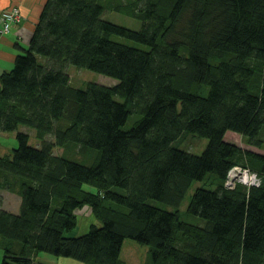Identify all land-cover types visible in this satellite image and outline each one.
Here are the masks:
<instances>
[{"label": "trees", "instance_id": "trees-1", "mask_svg": "<svg viewBox=\"0 0 264 264\" xmlns=\"http://www.w3.org/2000/svg\"><path fill=\"white\" fill-rule=\"evenodd\" d=\"M69 64L116 83L76 87ZM230 130L264 144V0H46L0 74V132L18 141L0 188L21 198L0 207V264H125V239L147 246L144 264H264V153ZM192 133L200 153L178 146ZM234 166L259 183L227 186ZM194 180L206 187L181 213ZM84 206L96 223L75 235Z\"/></svg>", "mask_w": 264, "mask_h": 264}, {"label": "crops", "instance_id": "crops-1", "mask_svg": "<svg viewBox=\"0 0 264 264\" xmlns=\"http://www.w3.org/2000/svg\"><path fill=\"white\" fill-rule=\"evenodd\" d=\"M45 1L46 0H0V12L17 7L20 10L22 17L19 21L13 23L5 34L0 35V74L5 70H9L13 66L15 55L20 52L21 48H25L28 45L35 23L38 20ZM14 137V131L0 132V155L7 153L14 148L13 145L16 143V140L14 142ZM12 194H14L16 198H13V196H11ZM20 202L21 198L16 192L0 188V207L13 213H17L19 211ZM87 212L88 211L84 210L82 215H86ZM92 223H96V220ZM89 225L90 223L81 228H76L75 235L85 233ZM125 241L126 239L123 241L121 248V258L125 264H129L125 258L122 257V251L126 243ZM135 243L136 244L128 242L127 244L132 250L139 252V254L135 256L137 261L132 264H144L148 248L137 242ZM2 254L3 252L0 244V261ZM35 260L48 264H85L79 260L68 257H58L45 252H38L35 256Z\"/></svg>", "mask_w": 264, "mask_h": 264}, {"label": "rangeland", "instance_id": "rangeland-1", "mask_svg": "<svg viewBox=\"0 0 264 264\" xmlns=\"http://www.w3.org/2000/svg\"><path fill=\"white\" fill-rule=\"evenodd\" d=\"M1 12H3V11H1ZM1 12H0V14H1ZM106 16H107V19H109L115 23H118V24H121L124 26H128L130 28L136 29V28L140 27V21L138 19L133 18V17L132 18L128 17V16H126L124 14H120L118 12L107 10ZM15 22H16V20L12 21L10 24L12 25ZM11 25H10V27H11ZM3 34H5V33H3ZM67 72L69 74L72 85H74L76 87H83L89 81L100 83L103 85H108V86H111V85L116 83V80L112 77L103 75L102 73H98L96 71H92V70H89L86 68H78V67L71 65V64H69V66L67 67ZM192 134H194V133H192ZM225 139L227 141H230L232 143H235V144L241 146L242 148H248V149H251V150L256 151V152L264 153V144L261 147L251 145L247 142L246 137L242 136L239 133L233 132L231 130L227 131L225 133ZM15 140H16V143L13 145L14 148L18 145V141L16 139V136L14 137V142H15ZM29 141L31 144H34L36 140L32 136ZM206 143H207V138L200 137V136L194 134V135H187L186 137L182 138L180 143H178V146L183 148V149H186L188 151L194 152V153H200L203 150ZM202 185H204V186H202ZM198 186L206 187V185L203 183L202 180H194L191 183L189 189L187 190V192L185 194V197L182 200L181 205L179 206V210L181 211V213H183V211L186 209L188 201H189L194 189ZM83 187L87 190H95L93 186H90L87 184L83 185ZM11 196H13V198H16L14 194H12ZM84 210L88 211L86 213V215L85 214L82 215ZM76 215H77V220H78V226H76V228H81L82 226H86L89 223H92L94 220H96L95 217L93 215H91V211H89V208L87 206H84L80 209H77ZM182 219H183V216H182ZM125 242L126 243H125L124 249L122 251V257L125 258V260L129 264L135 263L137 261L135 259L136 258L135 256L138 255L139 252H135L127 244H128V242H132V243L136 244L135 243L136 241H134L132 239H126ZM142 246H145V245H142Z\"/></svg>", "mask_w": 264, "mask_h": 264}, {"label": "built area", "instance_id": "built-area-1", "mask_svg": "<svg viewBox=\"0 0 264 264\" xmlns=\"http://www.w3.org/2000/svg\"><path fill=\"white\" fill-rule=\"evenodd\" d=\"M21 17L20 11L17 7L5 10L0 14V35L6 33L10 28V23L14 20H19ZM235 172V177L231 182L226 180V184L229 187H233L236 182H242L249 185H257L259 183V178L255 172L250 171L248 168L234 166L229 171L228 174ZM227 174V175H228Z\"/></svg>", "mask_w": 264, "mask_h": 264}, {"label": "water", "instance_id": "water-1", "mask_svg": "<svg viewBox=\"0 0 264 264\" xmlns=\"http://www.w3.org/2000/svg\"><path fill=\"white\" fill-rule=\"evenodd\" d=\"M234 177H235V172H232L231 174L227 175V179L229 182H231Z\"/></svg>", "mask_w": 264, "mask_h": 264}]
</instances>
